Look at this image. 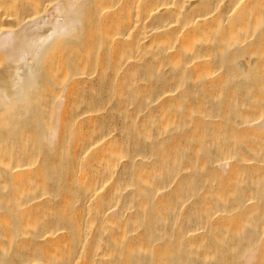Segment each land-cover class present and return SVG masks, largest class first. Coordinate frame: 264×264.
<instances>
[{"label":"bare ground","instance_id":"6f19581e","mask_svg":"<svg viewBox=\"0 0 264 264\" xmlns=\"http://www.w3.org/2000/svg\"><path fill=\"white\" fill-rule=\"evenodd\" d=\"M257 51L264 0H0V264H253Z\"/></svg>","mask_w":264,"mask_h":264},{"label":"rangeland","instance_id":"374dc122","mask_svg":"<svg viewBox=\"0 0 264 264\" xmlns=\"http://www.w3.org/2000/svg\"><path fill=\"white\" fill-rule=\"evenodd\" d=\"M259 51H257L256 53L258 54V56L260 57V59H262V56L264 57V51H260L259 53H258ZM255 52H254V54H253V56H255V57H257V58H259L258 56H256L257 54H256ZM263 54V55H262ZM262 73H264V72H262ZM261 73V80L262 79H264L263 77L264 76H262L263 74ZM262 82V81H261ZM264 83V81L262 82V84ZM263 86V87H262ZM262 87V88H261ZM261 87H259V88H261V91H262V89L264 88V84L263 85H261ZM258 88V89H259ZM256 90V89H255ZM251 91H252V89H251ZM260 92V90H256L255 92H256V95H257V97H258V95L260 96V94H259V92ZM257 92H258V94H257ZM264 91H262L261 93H263ZM264 95V94H263ZM263 95H261L262 96V99H264L263 98ZM260 96V97H261ZM253 230H254V228H252ZM258 229V228H257ZM251 232H252V230H250ZM249 231V233H251ZM248 233V232H247ZM248 233V234H249ZM247 234V235H248ZM253 234V233H252ZM254 234H256V230L254 231ZM253 234V235H254ZM253 235H251V236H253ZM263 236V235H262ZM254 237H255V235H254ZM264 239V237H262L261 238V240H263ZM260 240V241H261ZM264 242V240L260 243L261 245H257L258 247H256V246H254L255 248H257V251H259L258 252V257H256L257 258V260H255L254 259V263L253 264H264V245H262V244H264L263 243ZM259 244V243H258ZM199 245H201V244H193L192 245V247H189V248H184L183 250L185 251V252H187V253H192V252H194V250H198V247H200ZM202 245H203V243H202ZM260 246H262V249H261V251H260V249H259V247ZM246 247V246H245ZM239 249H241V248H238V250ZM259 249V250H258ZM221 250H223V251H221V252H224V251H226L225 250V248H223V249H221ZM237 250V249H236ZM248 250V249H247ZM262 250H263V252H262ZM255 253H256V251H255ZM257 254V253H256ZM257 256V255H256ZM178 258H179V260L178 259H175L176 261H175V263H173V264H193L194 262L193 261H191L190 259H188L187 258V254L185 255V254H183L182 252L179 254V256H178ZM259 259V260H258ZM213 260V261H212ZM212 260H211V263L209 262V261H207V263L209 262L210 264H227V263H224V262H222V261H220V262H218L216 259H213L212 258ZM236 261H237V259H235V260H233L232 262H235V264H237L236 263ZM256 261V262H255ZM238 262V261H237ZM205 264H207L206 262H204ZM232 264H234V263H232Z\"/></svg>","mask_w":264,"mask_h":264}]
</instances>
